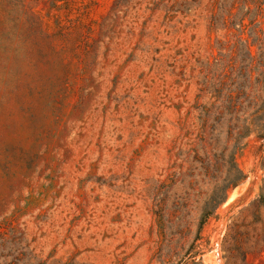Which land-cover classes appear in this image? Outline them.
Wrapping results in <instances>:
<instances>
[{"label":"rangeland","instance_id":"1","mask_svg":"<svg viewBox=\"0 0 264 264\" xmlns=\"http://www.w3.org/2000/svg\"><path fill=\"white\" fill-rule=\"evenodd\" d=\"M0 264H264V0H0Z\"/></svg>","mask_w":264,"mask_h":264},{"label":"trees","instance_id":"2","mask_svg":"<svg viewBox=\"0 0 264 264\" xmlns=\"http://www.w3.org/2000/svg\"><path fill=\"white\" fill-rule=\"evenodd\" d=\"M211 106L214 107V109H215V111H214V112H216L215 115H219V114H222V113H228L229 110H233L235 108V104L231 100H229V101L228 100H221L220 103L217 106H214V105H211ZM201 108L203 110L206 109L205 106H202ZM205 111L206 112H204V113L209 114L207 110H205ZM243 128L245 130L246 136H248L251 132L256 130L255 128L250 129V127L248 126V124H246V122L244 123ZM242 148H243V146H240L237 149L241 150ZM234 167H236L237 172H238V181L244 179V174H243L242 169H240L236 165H234ZM235 184H236V182L233 183L232 185H235Z\"/></svg>","mask_w":264,"mask_h":264}]
</instances>
